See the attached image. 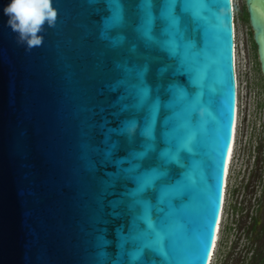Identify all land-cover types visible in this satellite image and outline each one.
<instances>
[{"label": "water", "instance_id": "obj_1", "mask_svg": "<svg viewBox=\"0 0 264 264\" xmlns=\"http://www.w3.org/2000/svg\"><path fill=\"white\" fill-rule=\"evenodd\" d=\"M244 2L264 80V0ZM8 3L0 264H208L237 114L233 0H52L31 50Z\"/></svg>", "mask_w": 264, "mask_h": 264}, {"label": "rangeland", "instance_id": "obj_2", "mask_svg": "<svg viewBox=\"0 0 264 264\" xmlns=\"http://www.w3.org/2000/svg\"><path fill=\"white\" fill-rule=\"evenodd\" d=\"M237 114L232 157L226 177L218 240L209 264H231L230 240L243 235L245 216L264 214V80L246 19L244 0H233ZM264 218V217H263ZM248 219V218H247ZM239 233V234H238ZM242 238L241 245H246ZM264 245V237L259 241ZM242 253V252H241Z\"/></svg>", "mask_w": 264, "mask_h": 264}, {"label": "clouds", "instance_id": "obj_3", "mask_svg": "<svg viewBox=\"0 0 264 264\" xmlns=\"http://www.w3.org/2000/svg\"><path fill=\"white\" fill-rule=\"evenodd\" d=\"M3 12L17 43L24 44L26 50L42 45L44 25L53 27L57 15L52 0H10Z\"/></svg>", "mask_w": 264, "mask_h": 264}, {"label": "flooded vegetation", "instance_id": "obj_4", "mask_svg": "<svg viewBox=\"0 0 264 264\" xmlns=\"http://www.w3.org/2000/svg\"><path fill=\"white\" fill-rule=\"evenodd\" d=\"M264 214L252 216L248 214L240 222V229L243 235H237L230 240L228 256L232 260L231 264H264V245L259 246L258 241L264 237ZM248 218V219H247ZM242 238L247 241L241 245ZM242 252V253H241Z\"/></svg>", "mask_w": 264, "mask_h": 264}, {"label": "bare ground", "instance_id": "obj_5", "mask_svg": "<svg viewBox=\"0 0 264 264\" xmlns=\"http://www.w3.org/2000/svg\"><path fill=\"white\" fill-rule=\"evenodd\" d=\"M235 127H236V123H235ZM234 133H235V128H234ZM233 145H234V136H233V140H232V143L230 145V148H229V151H228V156H227L226 177H227L228 168H229V164H230L231 157H232ZM225 186H226V184H225ZM224 193H225V188H224ZM220 220H221V215H220V218H219V221H218V226L216 227V234H215V238H214L213 249H212V252H211V255H210L209 263H210V260L212 259V255L214 254L213 252H214V249H215V246H216V242L218 240V228H219Z\"/></svg>", "mask_w": 264, "mask_h": 264}, {"label": "snow or ice", "instance_id": "obj_6", "mask_svg": "<svg viewBox=\"0 0 264 264\" xmlns=\"http://www.w3.org/2000/svg\"><path fill=\"white\" fill-rule=\"evenodd\" d=\"M225 4H227V0H225ZM226 10H227V9L225 8V11H226ZM259 14H260L262 17H264V11H262V12L259 13ZM146 134H147V133H146ZM137 179L140 180V181H142V182H144V183H146L143 174H141L139 177H137Z\"/></svg>", "mask_w": 264, "mask_h": 264}, {"label": "trees", "instance_id": "obj_7", "mask_svg": "<svg viewBox=\"0 0 264 264\" xmlns=\"http://www.w3.org/2000/svg\"><path fill=\"white\" fill-rule=\"evenodd\" d=\"M244 13H245V17H246V19H247L248 15H247V11H246L245 9H244ZM252 42H253V45L256 46V45H255V42L253 41V39H252Z\"/></svg>", "mask_w": 264, "mask_h": 264}]
</instances>
